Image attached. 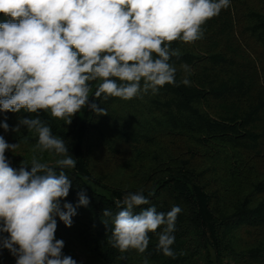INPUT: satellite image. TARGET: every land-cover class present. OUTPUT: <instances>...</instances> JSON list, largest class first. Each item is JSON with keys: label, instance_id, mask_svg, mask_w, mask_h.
<instances>
[{"label": "trees", "instance_id": "trees-1", "mask_svg": "<svg viewBox=\"0 0 264 264\" xmlns=\"http://www.w3.org/2000/svg\"><path fill=\"white\" fill-rule=\"evenodd\" d=\"M6 19L0 14V22ZM202 28L200 40L172 42L181 53L169 61L176 84L155 95L105 101L94 96L101 81L90 82L89 103L107 115L85 107L65 124L48 111H0V123L9 125L8 131L0 127V136L18 144L5 153L14 169L24 163L30 171L33 155L50 166L61 158L33 153L38 134L19 121L37 116L77 160L74 169H62L72 187L61 204L76 207L81 191L89 204L76 207L71 227L57 217L55 233L77 264H142L145 257L149 264H264V0H231ZM138 191L150 203L134 214L149 206L164 213L181 208L174 258L156 251L162 228L149 233L143 254L121 253L109 243L120 210L115 201ZM105 209L112 216H103ZM15 260L0 247V264Z\"/></svg>", "mask_w": 264, "mask_h": 264}, {"label": "clouds", "instance_id": "clouds-1", "mask_svg": "<svg viewBox=\"0 0 264 264\" xmlns=\"http://www.w3.org/2000/svg\"><path fill=\"white\" fill-rule=\"evenodd\" d=\"M230 4L231 0H0V14L7 17L0 22V111L43 110L65 124L85 107L107 115L106 109L89 103L90 82L97 80V99L155 95L166 84H176V68L169 61L181 53L171 48L172 42L202 39V26ZM181 82L189 83L186 78ZM19 125L38 134L33 153L47 151L61 158L50 166L33 155L30 171L24 163L14 169L5 153L14 152L18 144L0 136V234L7 233L0 235V247L16 258L15 264H77L64 255L65 243L55 236L57 217L71 227L76 207L89 204L83 191L77 193L76 207L61 204L72 187L62 169H74L77 160L39 116L21 119ZM19 125L12 130L18 132ZM0 127L9 130L6 122ZM56 167L61 168L59 174ZM115 203L120 210L111 224L113 248L143 254L149 233L162 228L156 251L175 257L171 246L179 206L167 213L149 206L134 214L135 208L150 203L142 191L129 192ZM103 216L112 213L105 209ZM142 264H149L146 257Z\"/></svg>", "mask_w": 264, "mask_h": 264}, {"label": "rangeland", "instance_id": "rangeland-1", "mask_svg": "<svg viewBox=\"0 0 264 264\" xmlns=\"http://www.w3.org/2000/svg\"><path fill=\"white\" fill-rule=\"evenodd\" d=\"M259 166H260V168L262 169V171L264 172V153L263 154H261V156H260V158H259Z\"/></svg>", "mask_w": 264, "mask_h": 264}]
</instances>
